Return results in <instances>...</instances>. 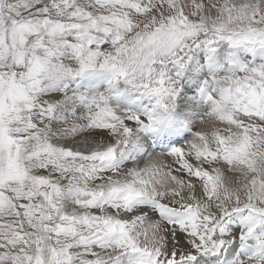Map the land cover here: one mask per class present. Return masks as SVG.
Returning <instances> with one entry per match:
<instances>
[{
    "label": "snow or ice",
    "instance_id": "1",
    "mask_svg": "<svg viewBox=\"0 0 264 264\" xmlns=\"http://www.w3.org/2000/svg\"><path fill=\"white\" fill-rule=\"evenodd\" d=\"M0 264H264V0H0Z\"/></svg>",
    "mask_w": 264,
    "mask_h": 264
}]
</instances>
